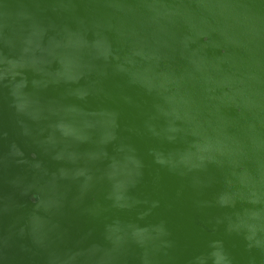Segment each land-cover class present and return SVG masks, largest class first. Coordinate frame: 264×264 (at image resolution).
Wrapping results in <instances>:
<instances>
[{"label": "water", "instance_id": "95a60500", "mask_svg": "<svg viewBox=\"0 0 264 264\" xmlns=\"http://www.w3.org/2000/svg\"><path fill=\"white\" fill-rule=\"evenodd\" d=\"M0 264H264V0H0Z\"/></svg>", "mask_w": 264, "mask_h": 264}]
</instances>
